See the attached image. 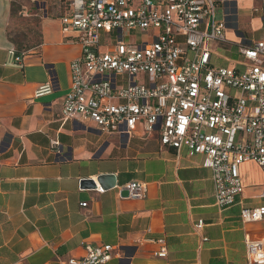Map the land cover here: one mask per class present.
Here are the masks:
<instances>
[{
	"label": "crops",
	"instance_id": "obj_1",
	"mask_svg": "<svg viewBox=\"0 0 264 264\" xmlns=\"http://www.w3.org/2000/svg\"><path fill=\"white\" fill-rule=\"evenodd\" d=\"M28 1L16 12L39 13V40L22 50L9 35L16 1L0 0V264H65L99 245L115 249L104 264H246L245 241L264 239V219L243 224L240 211L264 206L261 169L243 163L242 194L219 209L201 157L141 129L127 140L63 122L78 34L61 31L68 0ZM215 6L229 43L216 46L211 62L232 67L241 42L263 37L264 0ZM46 84L51 91L37 95ZM130 182L145 185L143 199L128 197ZM161 248L164 258L155 256Z\"/></svg>",
	"mask_w": 264,
	"mask_h": 264
},
{
	"label": "built area",
	"instance_id": "obj_2",
	"mask_svg": "<svg viewBox=\"0 0 264 264\" xmlns=\"http://www.w3.org/2000/svg\"><path fill=\"white\" fill-rule=\"evenodd\" d=\"M67 4L61 31L78 34L81 53L69 64L62 121L127 140L139 129L148 136L156 133L163 147L202 158L219 209L234 205L242 194L240 166L253 162L264 173V9L263 37L239 44L235 66L215 67L214 45L229 43L225 22L216 17L215 0ZM118 77L125 79V86L117 85ZM50 91L46 84L36 94ZM56 146L50 142L51 148ZM123 189L135 199L146 193L138 182ZM263 219L264 206L240 211L243 224ZM201 226L199 222L196 228ZM113 251L110 245L85 246L81 258L65 264H104ZM155 256L164 258L166 252L161 248ZM245 258L246 264H264V239H247Z\"/></svg>",
	"mask_w": 264,
	"mask_h": 264
},
{
	"label": "rangeland",
	"instance_id": "obj_3",
	"mask_svg": "<svg viewBox=\"0 0 264 264\" xmlns=\"http://www.w3.org/2000/svg\"><path fill=\"white\" fill-rule=\"evenodd\" d=\"M15 11L14 16L12 17V24L9 27V35L11 41L15 44L18 49L22 50H30L38 43L39 38V25H40V15L39 13L35 15H18L16 10L18 6L20 7H29L28 0H15ZM217 44L214 45L216 48ZM103 52V50H101ZM221 59H219V64L221 63ZM118 86H125V79L118 77L117 78Z\"/></svg>",
	"mask_w": 264,
	"mask_h": 264
},
{
	"label": "water",
	"instance_id": "obj_4",
	"mask_svg": "<svg viewBox=\"0 0 264 264\" xmlns=\"http://www.w3.org/2000/svg\"><path fill=\"white\" fill-rule=\"evenodd\" d=\"M125 138V137H124ZM104 179V178H103ZM84 185H86V184H91V183H89V182H87V183H83Z\"/></svg>",
	"mask_w": 264,
	"mask_h": 264
}]
</instances>
